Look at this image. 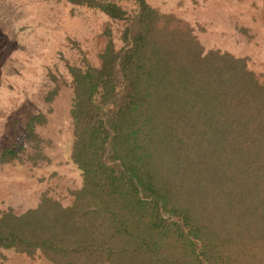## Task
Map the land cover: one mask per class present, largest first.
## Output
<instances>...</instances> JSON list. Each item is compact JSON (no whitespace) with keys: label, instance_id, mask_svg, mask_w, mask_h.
I'll return each instance as SVG.
<instances>
[{"label":"trees","instance_id":"1","mask_svg":"<svg viewBox=\"0 0 264 264\" xmlns=\"http://www.w3.org/2000/svg\"><path fill=\"white\" fill-rule=\"evenodd\" d=\"M120 21L98 65L66 62L72 199L0 212V252L50 264H264V74L147 0H66ZM31 114L0 165L48 161Z\"/></svg>","mask_w":264,"mask_h":264},{"label":"rangeland","instance_id":"2","mask_svg":"<svg viewBox=\"0 0 264 264\" xmlns=\"http://www.w3.org/2000/svg\"><path fill=\"white\" fill-rule=\"evenodd\" d=\"M164 13L188 21L206 49L248 56L264 74V0H147ZM122 22L66 0H0V152L21 136L31 114L45 113L37 127L51 140L48 161L36 165H0V212L35 206L42 194L69 203L80 185L68 161L71 141V92L62 87L51 102L44 96L54 85L49 72L70 81L66 62L98 65L108 41L107 29L121 45ZM0 264H50L39 257L0 252Z\"/></svg>","mask_w":264,"mask_h":264}]
</instances>
